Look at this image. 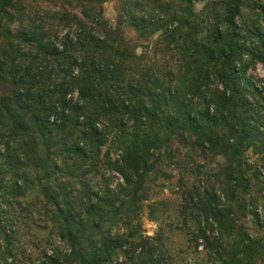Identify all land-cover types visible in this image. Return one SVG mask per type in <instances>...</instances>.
<instances>
[{"label": "trees", "instance_id": "obj_1", "mask_svg": "<svg viewBox=\"0 0 264 264\" xmlns=\"http://www.w3.org/2000/svg\"><path fill=\"white\" fill-rule=\"evenodd\" d=\"M22 1L0 0V264H16L3 205L27 197L62 243L39 264H176L140 219L173 140L215 165L182 194L193 249L210 264H264V79L248 73L264 70V2L132 0L111 26L106 0H55L53 26ZM124 21L176 52L175 81L141 66ZM104 167L122 182L92 184Z\"/></svg>", "mask_w": 264, "mask_h": 264}, {"label": "rangeland", "instance_id": "obj_2", "mask_svg": "<svg viewBox=\"0 0 264 264\" xmlns=\"http://www.w3.org/2000/svg\"><path fill=\"white\" fill-rule=\"evenodd\" d=\"M55 0H24L20 6L30 9L32 15L41 17L46 16L49 25L56 26L57 19L52 18L57 6ZM62 1V0H60ZM132 0H106L102 5L105 20L115 26L117 22L118 11L131 5ZM145 8L150 10L152 3H163L174 5V0H141ZM154 1V2H153ZM209 0H193L196 12L202 10L203 6ZM252 1V0H249ZM264 2V0H262ZM59 3V0H56ZM159 5V4H158ZM64 7L70 12H75L73 6L64 2ZM245 14L248 9L245 8ZM156 13V12H155ZM126 37L135 46L136 55L139 56V63L142 67L149 69L159 78L170 76L168 81H175V71L177 68L176 52L166 50V48L153 36L149 39H142L136 36L129 22L122 24ZM170 73H172L170 75ZM255 79H264V70L258 64L253 70L248 72ZM167 81V82H168ZM4 89V88H2ZM76 95V94H75ZM173 140L172 149L174 154L172 158L163 157L160 164V171L147 182L148 197L143 202V211L141 213V230L146 236H153L158 230L164 235V249L173 256L176 264H210L200 248L198 251L188 242V225L193 229L194 223L188 218L184 225L179 217V210L182 204V194L188 190L193 183L197 182L202 188L205 186L206 174L212 169L214 164H205V162L195 156L188 147ZM110 151L112 160L117 158L115 151L109 144L105 145L102 153ZM200 166V167H199ZM202 166V167H201ZM203 171V172H202ZM93 182L103 183L104 180L115 187L122 180L113 170L104 167ZM19 202L11 201L4 204V210L8 215H15L14 238L12 240L13 251L16 255V264H39L42 253L50 254L52 249L62 246L59 239L53 235L52 231L45 222L38 217L41 203L31 197L19 199ZM20 203V204H17ZM154 204L155 220L149 217L148 205ZM251 221V220H250ZM249 225L253 227L250 222Z\"/></svg>", "mask_w": 264, "mask_h": 264}]
</instances>
